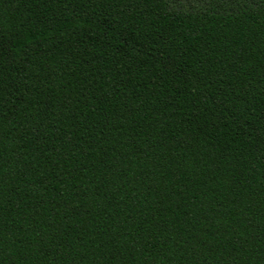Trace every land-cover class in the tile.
I'll return each mask as SVG.
<instances>
[{"label":"trees","instance_id":"trees-1","mask_svg":"<svg viewBox=\"0 0 264 264\" xmlns=\"http://www.w3.org/2000/svg\"><path fill=\"white\" fill-rule=\"evenodd\" d=\"M0 264H264V0H0Z\"/></svg>","mask_w":264,"mask_h":264}]
</instances>
